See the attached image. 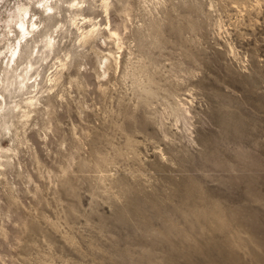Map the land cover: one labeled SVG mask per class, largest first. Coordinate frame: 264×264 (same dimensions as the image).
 Here are the masks:
<instances>
[{
    "label": "rangeland",
    "instance_id": "rangeland-1",
    "mask_svg": "<svg viewBox=\"0 0 264 264\" xmlns=\"http://www.w3.org/2000/svg\"><path fill=\"white\" fill-rule=\"evenodd\" d=\"M0 264H264V0H0Z\"/></svg>",
    "mask_w": 264,
    "mask_h": 264
},
{
    "label": "bare ground",
    "instance_id": "bare-ground-1",
    "mask_svg": "<svg viewBox=\"0 0 264 264\" xmlns=\"http://www.w3.org/2000/svg\"><path fill=\"white\" fill-rule=\"evenodd\" d=\"M44 7H43V9H50V10H52L53 5L52 4H49L48 1H46L45 4H44ZM26 13H27L26 10H23L22 12H20L21 17L19 18V33H20V36L23 39L24 38L26 39L28 36H30L31 31L33 30V28L29 29L28 21H25V18L24 17H25V14ZM33 25H34V22L31 23V26H33ZM21 51H22L21 42H19L18 45L13 48V50L10 53V56L8 57L9 59H8L6 65H5V71L6 72H9V71L15 72L16 71L17 66L19 65L18 64V59L20 57ZM17 76H22L23 77V79L19 83L22 84V85H24V86H26L27 83H24L25 82V80H24L25 77L22 74L21 75H17ZM26 78H29V77L26 76Z\"/></svg>",
    "mask_w": 264,
    "mask_h": 264
}]
</instances>
